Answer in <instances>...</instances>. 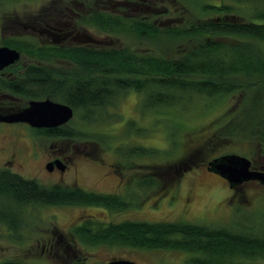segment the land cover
<instances>
[{
	"label": "rangeland",
	"instance_id": "374dc122",
	"mask_svg": "<svg viewBox=\"0 0 264 264\" xmlns=\"http://www.w3.org/2000/svg\"><path fill=\"white\" fill-rule=\"evenodd\" d=\"M183 3L191 13H195L194 8L196 12H203L197 2L193 4L185 0ZM209 3L220 2L211 0ZM178 8L175 0H2L0 45H5L3 40L12 38L42 45L45 40L37 38L34 33L45 23L61 28L63 22H70L72 27L69 29L85 31L93 37L111 42L95 49L128 47L140 52H163L160 54L172 56L174 53L166 43L158 48L155 43L137 40L132 34H111L89 24L79 25L78 19L101 9L120 16L126 23L133 19L148 18L157 26H168L183 22V15H191L188 12L182 15ZM76 44L72 42L70 45ZM24 55L28 56L26 53ZM74 65L68 59L51 60L50 63L52 67L66 70H75ZM141 101L142 94L129 91L119 95L116 105L95 114L100 121L88 123L79 115H74L68 126L92 136L105 134L113 138L107 141L110 148L95 143L91 137L65 138L62 142L67 149L66 154L73 155L72 165L63 176L43 169L47 160L45 151L47 148L51 150L50 145L56 141L39 139L35 142L28 128L21 124H0V148L6 147L16 152L14 172L45 185L76 184L90 191L121 194L132 203V206L121 211H109L98 206L27 205L22 212L23 223L18 231L0 225V261L16 258L27 262L34 259L40 264H62L59 262L68 258L62 252L59 258L50 257L47 249L52 250L53 246L54 249H77L81 251L80 256L89 255V260L93 261L129 258L140 264H188L186 261L191 254L180 250L103 244L87 246L73 242L74 238L69 235L71 227L89 217L102 222L125 219L185 221L210 226H233L255 233L264 231V185L257 180L258 183L254 180L242 182L236 185L238 187L244 183L242 187L232 194L227 180H222L215 173L211 174L213 172L209 173L206 168L207 162L214 157L236 153L250 159L254 167L264 172V153L259 149L256 131L245 120L251 105L246 100L245 92L216 97L193 96L183 104L152 110L142 108ZM129 119H134L136 125L147 132L124 137L121 132H124V124ZM172 131L179 148L167 155L168 158L154 161L135 158L132 160L136 164H133L126 163L115 152V147L120 144L168 150L173 145L169 139ZM183 154L191 156L187 161L191 166L184 171L181 168L171 169L170 174L173 176L178 175L179 171L183 172L177 183L164 193L157 191V188H137L134 185L132 177L146 171L143 167L145 163L157 165L160 162H176ZM164 180V177L163 180L160 178L159 183ZM58 234L62 235V239H58ZM257 261L264 264V258Z\"/></svg>",
	"mask_w": 264,
	"mask_h": 264
},
{
	"label": "trees",
	"instance_id": "16d2710c",
	"mask_svg": "<svg viewBox=\"0 0 264 264\" xmlns=\"http://www.w3.org/2000/svg\"><path fill=\"white\" fill-rule=\"evenodd\" d=\"M175 1L182 15L191 14L189 17L183 15V22L177 25L157 26L148 18L126 23L120 16L101 9L78 19L79 25L89 24L111 34H132L135 39L148 40L158 48L166 43L174 53L172 56L128 47L95 49L39 45L17 38L3 40V44L31 57L47 58L50 63L51 58L59 57L75 64V70L33 69L32 77L48 79L50 98L68 104L75 116L79 115L88 123L100 121L95 114L116 105L119 95L129 91L142 94V108L151 110L180 105L193 96L216 97L245 92L251 104L245 120L255 129L259 149L264 153V0H215L219 4L209 3L211 0H187L193 4L197 2L203 10L196 12L194 8L197 14L189 11L183 3L185 0ZM68 123L41 129L40 134L66 139L91 137L95 143L111 147L107 142L113 138L111 135L92 136ZM136 123L134 119L127 120L121 134L126 138L144 135L147 130ZM169 139L173 145L168 150L120 144L115 152L123 161L133 164H136L132 160L135 158L153 161L168 158L167 155L179 148L173 131ZM190 159L191 156L183 154L176 162L145 163L146 171L132 177L134 185L157 188L164 193L191 166L187 162ZM177 168L183 171L176 176L170 174L171 169ZM159 177L165 180L159 183ZM31 204L98 206L109 211L132 206L121 194L90 191L76 184L45 185L0 168V225L18 231L23 223L22 212ZM69 235L74 238L73 242L87 246L180 250L191 254L186 261L188 264H263L257 260L264 258V231L255 233L226 225L130 219L102 222L89 217L72 226ZM0 264L26 263L5 259Z\"/></svg>",
	"mask_w": 264,
	"mask_h": 264
},
{
	"label": "flooded vegetation",
	"instance_id": "af4514ba",
	"mask_svg": "<svg viewBox=\"0 0 264 264\" xmlns=\"http://www.w3.org/2000/svg\"><path fill=\"white\" fill-rule=\"evenodd\" d=\"M63 24L64 25L61 28H59V27H52L47 23H45L44 26H42V28H39V30L34 33V35H36L37 38L40 37L42 40H45L43 43H41L42 45H57L60 47L86 46L90 48V47H98L105 44H111V42H108L101 38L93 37L92 35L87 34L85 31L78 32L74 29H69V27L71 26L70 22H63ZM72 42H76L78 44L70 45ZM20 54L21 55L19 59L15 63L9 64L0 70V115H6V114L18 112L26 108L29 105L30 101H39L47 98L54 100L49 96L50 93L48 87V79H44V80L39 78L33 79L32 71L33 69H40L46 71L49 68L52 69H57V68L50 66V62H48L47 58L31 57L25 55L23 56L21 52ZM51 59L61 60L63 58L56 57ZM0 124H21L22 126L28 128L35 142L36 140L39 139L42 140L51 139L53 141H56L57 143H53L50 145L51 150L47 148L45 151L47 160L43 164V169L48 173L58 172L62 176L69 171L72 165L71 161L73 154H69V153L66 154L67 149L65 144H63L62 142L65 139L64 137H48L47 135L40 134V130L46 128H36L26 122H7L0 120ZM4 127H8V126H4ZM58 141H60V143H58ZM0 152L2 153V156L0 157V165H2V167L0 166V168H5V169H9L10 171H13V164L15 161L14 155L16 154V152L12 150L9 151V149L6 147L0 148ZM54 161H58L59 163H61L63 165V169H59L56 165H54L53 169L49 171L46 168V164ZM251 166L257 170L260 169L254 167V164L252 162H251ZM218 177L221 178L222 180H225L220 176ZM253 182H257V181L254 180ZM242 185L238 187L235 186L233 188H230L228 185V187L230 188L231 193L233 194L238 189H240ZM58 239L59 240L62 239L61 234H58ZM51 249L52 250L47 249V252L50 254V257L59 258L61 256L60 252H62L65 255V257L68 258L67 260L64 261L62 260L59 262L62 264H106L109 261L116 259H128L134 261L129 258H110L107 260L93 261V260H89L90 259L89 255L80 256L81 251H78L77 249H71V248L54 249L53 246L51 247ZM10 260H18V259L14 258ZM22 262L26 264H40L36 262L34 259L32 262L29 261L28 262L22 261ZM47 262L48 261H46V263ZM134 262L140 264L137 261Z\"/></svg>",
	"mask_w": 264,
	"mask_h": 264
},
{
	"label": "water",
	"instance_id": "95a60500",
	"mask_svg": "<svg viewBox=\"0 0 264 264\" xmlns=\"http://www.w3.org/2000/svg\"><path fill=\"white\" fill-rule=\"evenodd\" d=\"M20 52L6 45H0V70L15 63ZM74 116V110L66 103L49 98L39 101H30L29 105L14 113L0 115V120L7 122H26L36 128H55L67 124ZM56 165L63 169L58 161L49 162L46 168L51 171ZM207 170L227 180L230 188L237 184L257 180L264 185V172L251 168V160L236 153H226L214 157L207 162ZM106 264H137L128 259H116Z\"/></svg>",
	"mask_w": 264,
	"mask_h": 264
}]
</instances>
